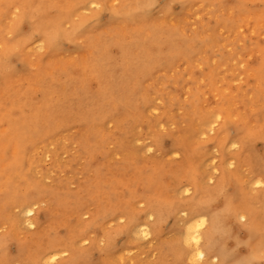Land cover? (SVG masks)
Listing matches in <instances>:
<instances>
[{
	"label": "bare ground",
	"instance_id": "6f19581e",
	"mask_svg": "<svg viewBox=\"0 0 264 264\" xmlns=\"http://www.w3.org/2000/svg\"><path fill=\"white\" fill-rule=\"evenodd\" d=\"M58 2V0H0V224L3 223L2 226L4 225L3 227L6 229L5 233L0 235V264H57L64 254H69V258H66V261H62L58 264H89L92 260H99L100 258L106 259V256H103L108 253L110 254L112 250L118 251L119 260H122L126 253H130L133 250L141 257V261L138 259L139 261H137L136 264H150L147 261L142 262L141 255L144 252L146 253L144 247L145 243L142 242L150 237L160 239L164 234V230H166L164 228L166 220L170 217L174 218V225L171 228L172 231L176 232L175 239H172L174 244L168 243L170 245L167 248H160L159 260L161 261L166 260L168 264H257L260 259H264V154L260 156L256 147L258 140L264 143V129L257 132L250 127L246 120L242 122L241 112L235 110L236 107L231 104L233 102L224 104L218 103V101H215L216 109L204 107L202 111L200 108L202 121L200 118L199 120L201 124L195 123L192 127L181 128L183 131L179 135H175L174 131H168L170 135L182 138L187 145V139L191 136L189 134L191 131L198 133L199 136L200 133L204 131V128H210L208 130H211V132H217L214 144L220 155V165H218L216 169L218 178L214 184H207L210 178L213 180V176H208V172L204 169L207 167H205L206 164L204 165L203 161L198 164V167L196 165L200 174L203 175V183H200L195 174H191L192 186L189 189H185L183 192L188 194L191 190L193 191V195L191 194L192 197H188L189 201H187V206L185 205L186 209H184V206L181 207V205H179V201L175 197L179 195L177 192L173 193L174 199L172 195H169L168 198L164 197L165 199H158L154 203L149 204L147 208L143 210L140 215L137 214L136 217L131 215L126 207H123L122 210H118L125 213L123 216V218L126 219L125 225L123 224L122 227L112 232H109L110 230L102 226L100 227L101 236L99 239L94 238L93 240L94 247L90 245L88 249L82 251L73 249L74 246L81 243L80 239H82L83 243L90 241L91 238L85 236L90 227H96V225L99 224L100 218L104 219L111 209L109 212L108 209L106 211H98L95 213L96 215H93L91 223L87 226H80L81 228L78 231H72L67 237L61 238L56 234L57 240L59 239V241H62L61 243L57 244L59 241L55 242L54 240L56 239H52L48 236L47 246L45 248H39L35 255L32 253L31 248L28 246V242L20 236V234L23 236L24 233L22 234L20 232L24 231L23 228L27 227L31 229L36 227L40 228L43 220L40 212L41 207H39L38 203L41 201L39 197H42V193L48 194L50 189H52H45L44 181H47L46 179L58 173L62 169V166L72 164V160L70 158L67 159L68 157L66 158L68 161L62 162L63 157L60 158V154L67 152L63 143L66 142L67 139L62 135V140L57 135L62 132V128H68V132H70L82 126V128L76 132V134L80 136V139L71 140L72 138H70L68 140L71 145H77V147L72 145L74 151H76L75 149L79 150L78 145L83 142L86 143V146L83 148L85 151L83 152L87 153L89 161H91L95 150V145L90 142L92 140L91 136L95 131L102 130L99 124L109 120L108 117H110V115H108L109 110L107 105L113 104L112 109H116L120 106V102L123 103V100L112 92L113 87H117L118 89L121 87L120 84L113 83V76H116L120 81L124 82L129 76V73L132 72L133 75L134 69H137V71L146 70L148 72V68L149 66L151 67L152 64L150 65V63L152 61L158 60L163 62L167 59L165 55L166 51H164L163 48L166 42H164V40L162 42L159 40L160 38L157 37L154 29L148 30L146 28L138 44H136L135 34H131L130 30H124L126 36L125 38L123 37V40H116L111 36L102 38L97 36L93 37V35L88 33L92 27L91 23L84 20L76 23L73 27L71 26L72 28L70 31L65 33L62 27L66 21L63 22V20L60 19L61 17H58L60 15L54 12L60 4ZM81 2L82 5L84 3L97 6L100 4L102 6L104 5V0H81ZM184 7L186 8V6ZM80 8L82 9V7ZM128 13L129 12H127L126 15ZM62 16L64 15L62 14ZM116 16L119 17L120 15L118 14ZM120 20L121 19L118 21ZM124 20L125 19H123V22ZM126 20H128V18ZM178 22L180 23V21ZM147 26L150 25L148 24ZM239 30L241 31V29ZM246 34L244 35L246 36ZM174 36L172 35L171 37L174 38ZM250 36L252 37V35ZM114 37H116V34ZM171 40L173 41V39H170V42ZM61 42H69L70 45L75 46L74 48H76L77 51L70 46L69 48L71 50L69 53L78 58V61L75 59L76 62H79V58L81 60L82 57L83 61L80 62V64L70 63L71 65L68 67H62V69L56 70L57 68L46 59H38L37 61L30 59V55L38 49L48 48L49 54L56 52V50L60 48ZM176 42L178 44L179 41ZM172 43L171 46L169 45L170 50L167 49L171 54H173V52L184 55L190 53L187 48L179 44L175 47V44ZM61 47H63V45ZM113 47L116 49L115 53L112 52ZM259 47L258 49H260ZM262 49L264 50V48ZM262 55L263 54H261V58ZM248 59H246V61ZM262 61L264 63L263 59ZM263 63L259 62V64L262 65ZM233 64H235V66L238 65L236 62ZM259 64L258 67L260 69L262 66L260 65V67ZM56 71L59 72V74ZM219 71L217 74H219ZM258 71L256 72L257 74ZM226 72L224 74H226ZM62 73L64 74V79H62ZM233 73L235 74L236 72ZM233 73L232 75H234ZM207 74L206 77H208ZM254 75L256 76V74L250 76L254 77ZM256 79H258V77ZM259 82L257 81V83ZM127 86L128 85H123L125 89ZM46 88L50 90L49 96L44 100H37V92L41 91L44 93ZM21 89L23 90L22 93L20 92ZM187 91H189V89ZM81 93H85L87 96L89 107L102 106L105 110V115L101 116L102 108L99 107L97 108V114L90 113V116L80 114L76 101L78 95ZM190 93L193 94L194 92L191 91ZM262 93L264 94V92ZM193 96L195 95L193 94ZM209 97L210 96H208V98ZM216 97L217 96H215V99H217ZM218 99L221 100L220 98ZM102 102H105L106 105ZM141 103H143L142 106L147 108L145 106L147 103L146 99L145 101L141 99V102L136 100V106L132 109L133 118L130 120V122L132 121L131 123L138 118V113H141V110L137 107ZM152 108L155 110V107ZM164 114L167 121H170L169 119L172 118L170 109L165 111ZM161 118L160 120H162ZM120 119L121 117L118 120ZM156 119L158 120L159 118ZM121 120L123 121V119ZM127 121L126 123H128ZM240 121L242 123H240ZM175 123L174 121L171 124ZM121 124H123V122ZM159 125L162 126V122L155 121L152 128L158 131L157 127L161 129ZM105 127L107 128L108 126ZM139 127H137V129ZM44 130L46 135L45 140H43L42 143H38L39 137L44 134ZM48 130H50L51 133L48 134ZM166 133L167 131L163 132L161 137H156L152 136L148 130L149 139L154 146L163 149L166 144L164 149L159 151L160 155H163L161 153L164 151H167L166 154H172L175 157L181 155L178 146L168 148L167 143H169V139L167 140V137L164 136ZM192 134L194 135V133ZM136 140L138 139H135V141ZM200 140L201 139H199V141ZM132 141H130V144ZM54 146H56V150ZM52 147L54 150H51ZM73 149L69 151L71 152ZM141 149L144 150V148ZM236 149L237 151H232ZM189 154H191V152ZM201 155L203 154L201 153ZM64 156H66V154ZM47 159H50L49 166L51 170L46 169L44 162H46L45 160ZM178 161L180 162L181 160ZM234 161L237 163L238 168L231 170L229 169V164L231 163L234 165ZM243 163L248 166H246V170L244 169L247 173L245 177L248 178L249 176V179H246L248 181L250 180L249 183L252 185V189H256L253 193L251 192L252 190H248V181L243 177L244 175L241 176L240 174L242 171L239 172V166H242ZM91 164L92 163H88L87 166L89 167ZM245 171H243V174ZM35 176H37V178H35ZM207 178L208 181L206 180ZM56 193L59 194V192ZM61 196L65 199L69 195L65 191L64 195ZM77 197H75L76 200ZM56 199V202H63L60 196ZM79 199L77 201H80ZM44 201H46L45 198ZM81 202L82 201H80V203ZM81 204H83V202ZM112 212L114 213L115 211L112 210ZM241 229L245 230V235L243 237L240 233ZM120 235H125L127 240L123 246L117 247L118 244L115 238ZM84 236L86 238H83ZM24 238L26 237L24 236ZM33 239L34 237L31 236V241ZM102 239L106 240L108 249L100 250L99 242L102 241ZM159 242L161 243L162 241L159 240ZM240 247L245 248L246 256L239 255Z\"/></svg>",
	"mask_w": 264,
	"mask_h": 264
},
{
	"label": "rangeland",
	"instance_id": "374dc122",
	"mask_svg": "<svg viewBox=\"0 0 264 264\" xmlns=\"http://www.w3.org/2000/svg\"><path fill=\"white\" fill-rule=\"evenodd\" d=\"M58 1V3H60L58 6L59 9L57 8L54 12L55 14L60 15L58 17H61L60 19H62L63 22H68H65L62 27L65 33L69 32L73 25L84 20L91 23L92 27L88 33L93 35V37L97 36L102 38L111 36L113 39L123 40V37L125 38L126 36V32L124 30H130L131 34H135L136 44H138L140 37L146 31V28L148 30L154 29L157 37L160 38L159 40L161 42L163 40L166 42H163V48L164 51H166L165 55L167 59L163 62L158 60L152 61L150 63V65H152L151 67L149 66L148 72L146 70L137 71V69H134L133 75L131 72L126 80H124L125 78L122 79L124 82L120 81L116 76H113V83L120 84L121 87L119 86V89L117 87H113L112 92H114L118 98H121L123 103L120 102V106L116 109H112L113 104L107 105L109 110L108 115H110V117H108L109 120L99 124V127L102 130L95 131L91 136L92 140L90 142L95 145L91 161H89L87 153L83 152L85 151L83 148L86 146V143L83 142L78 145L79 150L75 149L77 151L76 152L73 148L77 147V145L72 144L74 146L72 147L68 140L70 138H72L71 140L80 139V136L77 135L76 132L79 131L82 126H79L70 132H68V128H62V132L57 135L62 140L63 137L67 139V144L66 142L63 143L64 148L68 153L63 152L60 154V158L63 157V160L61 159L62 162H66L68 161L67 159L70 158L72 160V164L62 166V169L58 173L46 179L47 181H44L45 189H52H50L48 194L42 193V197H39L41 198V201L38 203L39 207H41L40 212L43 220L40 228L36 227L31 229L27 227L23 228L24 231L20 232L22 234L24 233L23 236L21 234L20 236L28 242V246L31 248L34 255L39 248H45L47 246L48 236L52 239H56L54 241L58 242L59 239L57 240L56 234H58V237L61 238L67 237L72 233V231H78L81 228L80 226L83 227L84 225L87 226L90 224L93 215H96L95 213L98 211H106L108 209L109 212L111 209L108 215L105 216L106 218L104 217V219L107 220L100 218L101 223L99 220V224H97L96 227H90L87 235H85L87 238H91L90 241L83 243L82 239H80L81 243H78V245L74 246L73 249L82 251L84 249H88L90 245L94 247L95 245L93 240L94 238L99 239L101 236L100 227L102 226L110 230L109 232H112L115 229L122 227L123 224L125 225L126 219L123 218L125 213L118 210H122L123 207H126L127 211L136 217L137 214L140 215V213H142V211L145 210L149 204L154 203L158 199H165L164 197L168 198L169 195H172L174 199L173 193L177 192L180 196L176 195L175 197L178 199L179 205H181V207L184 206V209H186L188 203L187 201H189L188 199L192 197L193 191L191 190L188 194L183 192L185 189H189L192 186L190 178L191 174H195L200 183H203V175L200 174L196 165L198 167V164L200 162L202 163V161L204 162V165L206 164L205 167L207 168L204 169L208 172V176H213V180H211V178L209 181L208 178L206 179L208 181L207 184L209 185L216 182L218 178V172L216 169L218 165H220V155L214 144L217 135L216 131L211 132V130H208L210 128H204V131L200 133V136L198 133L191 131V133L189 132L191 136L187 139L188 145L182 138L169 134V132L174 131L175 135H179L183 131L181 128H189L195 123H200L202 121L200 108L202 111L204 107L216 109L217 101L218 103L220 102L224 104L235 102V105L233 103L231 104L236 107L235 110L241 112L240 115L242 116V122L246 120L250 127L257 132L264 129V94L262 93L264 92L262 91L264 90V63L262 61V59L264 60V50L262 49L264 48V0H104V5L102 6L100 4L97 7H93V5H88L86 3L82 5L81 0H70L71 2L69 0ZM79 6L82 7V9ZM184 6H186V8ZM127 12L129 13L126 15ZM62 14L64 16H62ZM118 14L120 15L119 17L116 16ZM122 18L125 19L124 22ZM127 18L129 21L126 20ZM119 19L121 20L118 21ZM178 21H180V23ZM148 24L150 26H147ZM238 28L243 31L241 32ZM242 33L247 34L245 36ZM115 34L116 37H114ZM172 35H175L174 38L171 37ZM250 35H252V37ZM169 38L173 39V41L171 40L170 42ZM176 41H179L178 44L187 48L190 53L184 55L173 52V56V54H171L168 50H170L172 42V44H175V47L178 45ZM62 45L63 47H61ZM70 46L77 51V49L74 48L75 46L70 45L69 42H61L59 46L60 48H58L56 52L49 54L48 48L38 49L30 55V59L34 61H37L38 59H46L57 68H55L56 70L62 69V67L66 68L73 63L80 64V62L83 61V57L81 60L79 58V62H76L75 59L78 61V58L69 53L71 50L69 48ZM258 47L260 49H258ZM115 51L116 49L113 47L112 52L115 53ZM261 54H263L262 58ZM248 56L256 57L250 58ZM62 57L63 60L61 61ZM246 59L248 60L246 61ZM235 62L238 64L236 65L237 67L233 64ZM259 62H262L263 65L259 64ZM258 64L259 66H262V68H260L261 70L259 69ZM254 67H256L257 70ZM218 71L219 74H217ZM257 71L258 74L256 73ZM225 72L226 74H224ZM233 72L236 73L234 74ZM57 73L59 74V72ZM232 73L234 75H232ZM206 74L208 77H206ZM249 74H256V76L254 75L253 77ZM61 76L62 79H64L63 73ZM257 77L258 79H256ZM257 81L260 82L257 83ZM123 85H128L126 88L127 90L123 87ZM220 87L223 88L224 92ZM186 88L187 90L189 89L190 92H194L193 94L195 96L187 91ZM22 91L23 90L21 89L20 92L22 93ZM49 93L50 90L48 88L45 89L44 93L41 91L37 92V100H44L47 96H49ZM256 93L258 97L256 96ZM208 96L210 97L208 98ZM215 96H217V99H215ZM141 99H143V101H145V99L147 100L145 105L147 108L142 106L144 102L138 105L137 107L141 110V113H138V118L131 123L132 121L130 122V120L133 118L132 109L136 106L135 101L137 100L138 102H141ZM102 103L106 105L105 102ZM76 104L79 107V113L82 115L90 116V113L97 114L98 107L102 108L101 116L105 115V110L102 106H94L93 104H90L94 107H89L88 98L85 93L78 95ZM152 107H155V110ZM169 109L172 118L169 119L170 121H167L164 113ZM120 117L123 121L121 119L118 120ZM153 117L159 119L157 120ZM160 118L162 120H160ZM125 120H128L127 122L129 124L126 123ZM155 121L162 122V126L159 125L162 130L157 127L158 131H155L152 128ZM174 121L176 123L171 124ZM241 121L240 123H242ZM122 122L123 124H121ZM105 126L108 127L106 128ZM137 127L139 128L137 129ZM134 129L137 130L135 131ZM148 130L152 136L156 137H161L162 133L167 131L164 136L167 137V140L169 139V143H167L168 148L178 146L180 148L179 151L181 152V155L175 157L172 154H166L167 151L162 152L161 154L163 155H160L159 151L163 150L166 144L163 149H159L154 146L152 141L149 139ZM47 133L49 134L51 131L48 130ZM192 133H194V135ZM45 136L44 130V134L39 137L38 143H42L43 140H45ZM135 139L138 140L135 141ZM199 139L201 140L199 141ZM130 141H132L131 144ZM256 147L260 156H262L264 154L263 141L258 140ZM54 148L56 150V146H54ZM54 148L52 147L51 150H54ZM141 148H144V150ZM70 149H73V151L70 152ZM232 151L235 152L237 149ZM190 152L191 154H189ZM64 153L66 156H64ZM201 153L203 155H201ZM178 160L181 161L179 162ZM45 161L46 162L44 163L46 165V169L51 170L49 166L50 159ZM88 163H92L91 166L88 167ZM233 163L234 165L231 163L229 164L231 168L228 166L231 170L238 168L237 163L235 161ZM246 166L247 165L245 163H243L242 166H239V172L242 171L240 174L241 176L244 175L243 177L245 179L247 178L245 177V174H247L245 170L248 167ZM243 171H245L244 174ZM35 178H37V176H35ZM247 179H249V176ZM249 182L250 180L247 182L248 190H252L251 192L253 193L256 189L254 188L255 190H253V187ZM63 190L69 195L65 199L61 196L64 195ZM52 191L54 196L52 195ZM55 191L59 192V194ZM59 196L63 199V202H56V198ZM74 196H78L77 200L80 197L79 200L82 201L83 204H81L82 202L80 203V201H77ZM44 198L46 201H44ZM112 210L118 212L113 213ZM2 224H0V235L5 233L6 230ZM173 225L174 218L170 217L166 220V224L164 225L166 230H164V234L160 239L150 237L149 239L143 240L142 243H145L144 247L146 249V253L144 252L141 255L142 262L147 261L150 264H168L166 260H159V252L161 247L167 248L170 244H174L173 240L175 239L176 232L171 229ZM240 233L243 237L245 235V230L241 229ZM24 236L26 238H24ZM31 236L34 237L32 241ZM85 236L83 238H86ZM126 240L125 235H120L115 238V241L118 244L117 247L123 246ZM159 240L162 241V244ZM61 242L62 241H59L57 244ZM99 246L100 250H105L106 248L108 249V246H106V240L104 239L99 242ZM245 251L244 247H240L239 255L246 256ZM117 252L118 251L112 250L110 254L108 253L103 256H106L107 260L105 258H100L99 260H92L89 264H136L137 261H139L138 259L141 258L136 254L137 252L132 250L130 253H126V257L123 256V259H120V262ZM69 256V254H64L60 262L66 261V258H69ZM259 263L264 264V259H260L257 264Z\"/></svg>",
	"mask_w": 264,
	"mask_h": 264
},
{
	"label": "snow or ice",
	"instance_id": "6c2138e0",
	"mask_svg": "<svg viewBox=\"0 0 264 264\" xmlns=\"http://www.w3.org/2000/svg\"><path fill=\"white\" fill-rule=\"evenodd\" d=\"M93 7H97V5H93Z\"/></svg>",
	"mask_w": 264,
	"mask_h": 264
}]
</instances>
